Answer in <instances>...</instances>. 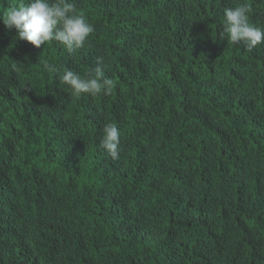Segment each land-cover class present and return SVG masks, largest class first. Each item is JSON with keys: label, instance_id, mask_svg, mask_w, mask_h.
<instances>
[{"label": "trees", "instance_id": "1", "mask_svg": "<svg viewBox=\"0 0 264 264\" xmlns=\"http://www.w3.org/2000/svg\"><path fill=\"white\" fill-rule=\"evenodd\" d=\"M71 2L73 53L0 20V264H264V43L223 34L240 5L264 29V0ZM98 60L115 88L74 97L59 75Z\"/></svg>", "mask_w": 264, "mask_h": 264}, {"label": "clouds", "instance_id": "2", "mask_svg": "<svg viewBox=\"0 0 264 264\" xmlns=\"http://www.w3.org/2000/svg\"><path fill=\"white\" fill-rule=\"evenodd\" d=\"M249 12L246 5L226 8L223 34L233 44H243L248 50H252L264 43V29L250 22ZM0 20L8 29L14 28L19 39L30 42L36 48L55 41L68 53L83 48L94 32L93 25L85 15L78 12L71 0H20L0 12ZM40 63L45 71L60 73V69L49 60L41 59ZM101 63L98 60L95 69L83 75L66 68L59 79L69 86L74 97L84 94L108 95L116 83L105 75ZM100 144L113 159H118L120 130L115 123L105 124Z\"/></svg>", "mask_w": 264, "mask_h": 264}]
</instances>
